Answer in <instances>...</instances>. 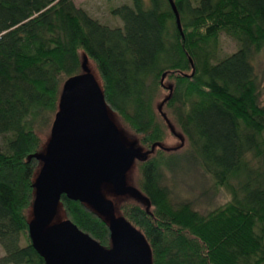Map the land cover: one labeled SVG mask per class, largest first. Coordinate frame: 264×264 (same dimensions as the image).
I'll return each instance as SVG.
<instances>
[{"label":"trees","instance_id":"obj_1","mask_svg":"<svg viewBox=\"0 0 264 264\" xmlns=\"http://www.w3.org/2000/svg\"><path fill=\"white\" fill-rule=\"evenodd\" d=\"M129 1L111 10L122 22L111 29L73 0H0V264H48L28 211L40 134L61 110L64 83L85 75L80 53L96 68L106 111L146 153L137 162L143 204L120 210L150 264H264V0H171L181 30L169 0ZM221 34L238 49L218 59ZM169 134L184 142L180 153L162 146ZM186 171L228 201L199 211L175 200L169 179ZM58 201L66 222L112 250L99 213L65 194Z\"/></svg>","mask_w":264,"mask_h":264},{"label":"water","instance_id":"obj_2","mask_svg":"<svg viewBox=\"0 0 264 264\" xmlns=\"http://www.w3.org/2000/svg\"><path fill=\"white\" fill-rule=\"evenodd\" d=\"M169 3L181 30L173 3ZM134 156L137 153L120 146L93 78L83 75L67 80L61 91V110L52 122L44 164L35 182L32 209L36 223L31 229L33 246L48 264H150L144 240L124 224L111 226L114 241L109 252L68 222L49 228L43 238L54 200L65 194L86 204L102 182L120 189Z\"/></svg>","mask_w":264,"mask_h":264},{"label":"rangeland","instance_id":"obj_3","mask_svg":"<svg viewBox=\"0 0 264 264\" xmlns=\"http://www.w3.org/2000/svg\"><path fill=\"white\" fill-rule=\"evenodd\" d=\"M77 8L83 9L88 13L90 17L97 20L101 25L108 28H122V22L119 18L111 15V10L119 8L122 5L130 6L129 0H73ZM238 49L237 43L225 34H221L218 40V54L217 58L222 59L234 54ZM80 59L83 66L85 75H89L93 78L94 82L99 87V77L93 62L84 54L80 53ZM257 70L264 86V54L259 57L257 62ZM261 104L264 105V96L261 95ZM108 120L115 126L120 146L124 150H130L137 153V156L132 158V162L125 174L123 180L120 183V190L109 182H102L96 192L89 197V201L86 204L94 211L99 213L101 217L111 226H117L124 224L138 233L135 228L124 222L121 215L120 207L124 204H134L141 206L143 204L142 196L137 187V181L139 177V170L137 162L139 158L145 157L146 153L138 143V138L133 136L129 131L121 124L120 120L113 113L106 111ZM42 145L39 152L41 163L39 169L44 164L43 157L49 142V132H41L40 134ZM180 139V140H179ZM181 138H177L169 134L162 144L167 150H172L176 154L185 149ZM183 146V147H182ZM182 147V149H181ZM38 169V171H39ZM38 171L35 174L34 181L36 182ZM172 189L174 199L177 201L187 200L195 204L199 211H206L215 208L223 204L228 196L222 188H214L213 184L207 180L201 178L196 172H181L177 174L175 178L169 179L168 183ZM34 201V200H33ZM33 202L28 211V222L30 224L29 232L35 227V218L32 214ZM66 222L64 218V212L61 203L56 199L52 203L50 221L47 227L44 229L43 238L49 228L58 226ZM21 245L22 242H21ZM106 252V251H104ZM3 256V251L0 247V258Z\"/></svg>","mask_w":264,"mask_h":264}]
</instances>
